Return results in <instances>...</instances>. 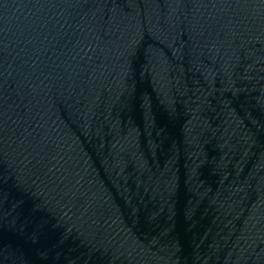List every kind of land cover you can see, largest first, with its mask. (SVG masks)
<instances>
[{
	"label": "water",
	"instance_id": "water-1",
	"mask_svg": "<svg viewBox=\"0 0 264 264\" xmlns=\"http://www.w3.org/2000/svg\"><path fill=\"white\" fill-rule=\"evenodd\" d=\"M0 264H264V0H0Z\"/></svg>",
	"mask_w": 264,
	"mask_h": 264
}]
</instances>
